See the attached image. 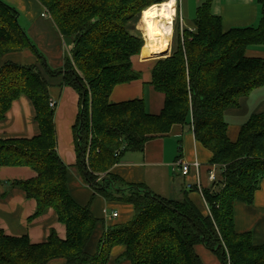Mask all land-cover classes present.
I'll return each instance as SVG.
<instances>
[{
	"label": "trees",
	"instance_id": "16d2710c",
	"mask_svg": "<svg viewBox=\"0 0 264 264\" xmlns=\"http://www.w3.org/2000/svg\"><path fill=\"white\" fill-rule=\"evenodd\" d=\"M40 1L60 32L74 37V45L64 67L52 69L20 24L19 11L0 0V121L25 95L39 127L31 138H0V166H30L37 172L16 184L36 200L35 216L53 208L67 234L63 239L52 230L47 240L33 243L28 235H7L0 227V264H108L116 244L125 245L122 257L131 264H203L198 244L222 264H264V244H255L251 232L235 229V202L253 203L264 179V115H250L236 141L228 135L225 118L241 96L264 87V58L246 55L249 46L264 44V0H258L257 26L225 31L209 1L198 6L194 29L174 24L171 51L152 71V84L165 94L158 114L150 113L142 98L112 102L110 94L116 85L141 77L132 62L144 45L135 22L167 0ZM25 48L36 53L39 66L2 63L6 54ZM46 75H62L63 83L79 93L75 168L84 182L94 195L127 201L135 209L128 222L106 228L94 254L86 245L99 219L90 204H79L69 190L70 168L58 153L56 107L49 104ZM175 124L190 128L212 152L210 164L223 171L203 188L208 215L187 195L163 197L110 172L125 151H142L147 141L169 134Z\"/></svg>",
	"mask_w": 264,
	"mask_h": 264
},
{
	"label": "crops",
	"instance_id": "0c3cea01",
	"mask_svg": "<svg viewBox=\"0 0 264 264\" xmlns=\"http://www.w3.org/2000/svg\"><path fill=\"white\" fill-rule=\"evenodd\" d=\"M4 1L19 11L20 24L36 48L46 57L51 68L62 69L66 58L71 56L74 37L64 36L60 32L47 7L40 0ZM205 1H209L212 12L221 17L225 31L232 27L257 26L260 22L261 5L258 0H175V7L182 17V27H196L198 6ZM148 46L152 48L151 43ZM168 49L169 47H143L139 54L134 55L133 67L141 73V77L116 85L110 94V101L142 98L150 113H160L164 107L165 94L155 89L152 84V71L158 59L167 54L159 55ZM246 55L264 58V44L249 46ZM9 61L39 66L38 57L30 48L6 54L2 63ZM46 77L50 84V98L57 102L55 125L58 153L70 168L69 190L79 204H90L92 213L99 219L86 245L87 252L94 254L106 228L128 222L133 218L135 209L127 201L94 195L92 188L84 182L75 168L77 155L73 126L79 113V93L72 86L63 83L62 75ZM263 88H256L248 95L241 96L238 106L226 110L228 135L232 141L238 139L242 125L250 115H264ZM38 132L34 106L27 96L22 95L13 101L5 119L0 121V138H31ZM211 157L212 152L196 140L190 128L175 124L169 134L147 141L142 151H125L110 172L123 182L143 185L163 197L182 199L187 195L204 215H208L211 212L210 206L203 192L194 187L197 186L198 174L203 188L212 186L213 181L209 179L212 169ZM179 159L190 163L198 160L201 164L198 170L192 167L188 175H183ZM36 175L37 172L30 166H0V227L7 235H28L33 243L47 240L52 230L64 239L67 234L66 225L57 219L54 209L49 208L45 213L35 216L36 200L27 197L23 189L16 184ZM216 176L217 180L222 177L218 167ZM113 212H118V216L113 217ZM235 229L238 232H251L255 244H264V179L255 191L253 203L235 202ZM125 248L123 244L114 245L108 264H131L128 259L122 257ZM195 249L203 264L222 263L205 245L198 244Z\"/></svg>",
	"mask_w": 264,
	"mask_h": 264
},
{
	"label": "bare ground",
	"instance_id": "6f19581e",
	"mask_svg": "<svg viewBox=\"0 0 264 264\" xmlns=\"http://www.w3.org/2000/svg\"><path fill=\"white\" fill-rule=\"evenodd\" d=\"M175 12V0H167L153 5L142 12V25L152 48L169 47Z\"/></svg>",
	"mask_w": 264,
	"mask_h": 264
},
{
	"label": "built area",
	"instance_id": "2783aa9c",
	"mask_svg": "<svg viewBox=\"0 0 264 264\" xmlns=\"http://www.w3.org/2000/svg\"><path fill=\"white\" fill-rule=\"evenodd\" d=\"M177 12H178V11H177V9H176V12H175V15H174L175 18L177 17ZM44 15H45V14H44ZM178 17H179V19H180V22H182V17H181L180 14H179ZM49 104H50L51 107H56L57 102H56L54 99H50ZM123 148H124V146H122L119 150H117V154H119L120 151H121ZM178 163H179V165H180V168H181V171H182L183 175H188V174L190 173L192 167H195V168L198 170V168H199V166H200V164H201V162H199L198 160H196V161L190 163V162H185V161H183V160H181V159L178 160ZM216 167H217L216 165H212V169H211L210 172H209V179H210L211 181H213V182L217 180V176H216ZM197 174H198V172H197ZM196 185H197V186H195V187H196L199 191L203 192V187H202V184H201V182H200L199 174H198V176H197ZM190 187H193V186H190ZM112 216H113V217H117V216H118V212H113V213H112Z\"/></svg>",
	"mask_w": 264,
	"mask_h": 264
},
{
	"label": "rangeland",
	"instance_id": "374dc122",
	"mask_svg": "<svg viewBox=\"0 0 264 264\" xmlns=\"http://www.w3.org/2000/svg\"><path fill=\"white\" fill-rule=\"evenodd\" d=\"M156 5V4H155ZM179 12H177V17L175 18L174 17V21H173V30H172V33L170 34V45H169V49H168V51L167 52H165L166 54H169L170 53V51H171V44L173 45V43H174V24L176 25V23L178 22L179 23V25L181 26V22H180V19H179V14H178ZM141 17H142V13L140 14V16L137 18V20H136V22H135V25L137 26L136 27V29H138V31L142 34V36H143V38H144V45H143V47L144 48H147V49H153V48H151V47H149L148 46V44L150 45V41H149V38L146 36V34H144L145 33V31H144V27H143V25H142V21H141ZM140 21V22H139ZM182 27V26H181ZM69 38H71V37H69ZM144 50V49H143ZM165 53H163V54H165ZM163 54H161L162 56H163ZM165 54V55H166ZM161 55H159V56H161ZM264 89V88H263ZM219 170L221 171V173L223 172L222 170H221V168H219ZM104 176V175H103ZM218 180H219V178H218ZM117 184V186L118 185H122V183L121 182H117L116 183ZM110 199V198H109ZM212 251V250H211ZM222 264V263H221Z\"/></svg>",
	"mask_w": 264,
	"mask_h": 264
},
{
	"label": "water",
	"instance_id": "95a60500",
	"mask_svg": "<svg viewBox=\"0 0 264 264\" xmlns=\"http://www.w3.org/2000/svg\"><path fill=\"white\" fill-rule=\"evenodd\" d=\"M166 54V53H165ZM165 54H163V55H165Z\"/></svg>",
	"mask_w": 264,
	"mask_h": 264
}]
</instances>
